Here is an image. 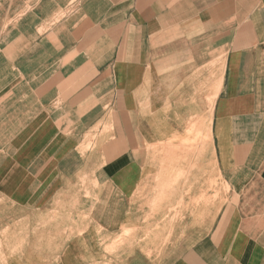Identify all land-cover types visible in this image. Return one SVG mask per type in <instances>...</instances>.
<instances>
[{
	"label": "crops",
	"instance_id": "0c3cea01",
	"mask_svg": "<svg viewBox=\"0 0 264 264\" xmlns=\"http://www.w3.org/2000/svg\"><path fill=\"white\" fill-rule=\"evenodd\" d=\"M0 264H264V0H0Z\"/></svg>",
	"mask_w": 264,
	"mask_h": 264
},
{
	"label": "bare ground",
	"instance_id": "6f19581e",
	"mask_svg": "<svg viewBox=\"0 0 264 264\" xmlns=\"http://www.w3.org/2000/svg\"><path fill=\"white\" fill-rule=\"evenodd\" d=\"M211 107V106H210ZM193 139V138H192ZM199 143V142H198ZM188 144H189V142H188ZM193 144V143H192ZM191 146V145H190ZM3 201V200H2ZM12 210V209H11ZM29 221H30V219H29ZM32 237V236H31ZM37 238V237H36ZM30 240V239H29ZM22 249V248H21ZM25 253V252H24ZM23 257V256H22Z\"/></svg>",
	"mask_w": 264,
	"mask_h": 264
}]
</instances>
